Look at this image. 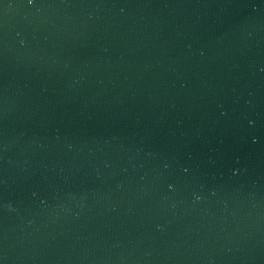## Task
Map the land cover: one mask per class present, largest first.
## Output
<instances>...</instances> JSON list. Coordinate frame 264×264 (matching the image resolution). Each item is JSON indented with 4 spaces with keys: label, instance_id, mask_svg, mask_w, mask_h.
Here are the masks:
<instances>
[{
    "label": "water",
    "instance_id": "water-1",
    "mask_svg": "<svg viewBox=\"0 0 264 264\" xmlns=\"http://www.w3.org/2000/svg\"><path fill=\"white\" fill-rule=\"evenodd\" d=\"M0 264H264V0H0Z\"/></svg>",
    "mask_w": 264,
    "mask_h": 264
}]
</instances>
